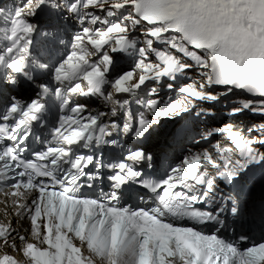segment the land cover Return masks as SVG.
<instances>
[{
  "label": "snow or ice",
  "instance_id": "6c2138e0",
  "mask_svg": "<svg viewBox=\"0 0 264 264\" xmlns=\"http://www.w3.org/2000/svg\"><path fill=\"white\" fill-rule=\"evenodd\" d=\"M45 5L64 7L85 25L74 38L73 55L55 68L61 71V65L65 61L71 64L73 58L83 61L77 79L87 81L88 88L81 95H104L102 89L108 83L115 94H134L147 88L149 98L135 101L143 110L133 122L121 125L112 120L113 131L122 128L128 139L143 141L161 118L182 113L214 117L216 104L227 109L229 117L249 113L259 117V122L247 127L246 140L231 126L211 128L200 136L198 145L226 132L230 141L241 145L240 152L226 155L232 149L215 142V154L190 151L166 179L153 181L140 170L154 163L151 152L143 148L130 150L121 162L109 164L95 155L74 154L72 144L62 149L63 155H48L53 146L35 155L44 163L25 159L29 128L22 118L37 101L24 105L12 99L0 113V185L12 189L14 215L30 218V231L39 246L11 224H0V242L8 244L15 236L11 246L20 251L17 242L24 245L22 255L29 258L28 264H264V242L242 246L246 234L232 242L222 238L228 230L264 228V200L248 202L247 210L243 207L247 190L256 183L264 186V0H23L17 14L28 25L26 31L34 33L36 27L28 17ZM138 29H142L143 46L129 35ZM44 35L51 37L54 51L59 37ZM31 44L29 40L28 58ZM109 45L110 52L105 51ZM128 48L139 53L135 69L140 74L137 77L127 71L109 82L106 74L113 66L112 54ZM97 53L98 61L90 62ZM152 54L159 62L150 61ZM35 63L40 69L47 68ZM7 68L5 83L10 85L27 71L26 63L21 67L9 62ZM193 72L198 79L193 78ZM165 85L177 89L179 97L164 100L160 89ZM72 88H80V84L74 83ZM236 90L247 95L238 97ZM111 98V94L105 96ZM115 103L123 108L128 101L117 99ZM200 103L206 107H198ZM75 107L84 128V139L79 142L87 145L85 141L93 139L89 125L97 126L106 113L84 116L85 107ZM110 115L117 117L115 107ZM101 128L106 136L113 135ZM95 142L97 146L109 143L103 138ZM205 162L212 166L213 174L202 167ZM41 164L48 168L41 169ZM136 184L139 190H134ZM178 184L181 190H177ZM225 187L230 191L225 192ZM17 189L36 195L24 203L16 195ZM148 193H153L154 199L143 203ZM137 199L139 204L126 206ZM228 216L233 217L231 222ZM185 219L195 223L177 225ZM0 264L16 262L6 255Z\"/></svg>",
  "mask_w": 264,
  "mask_h": 264
},
{
  "label": "bare ground",
  "instance_id": "6f19581e",
  "mask_svg": "<svg viewBox=\"0 0 264 264\" xmlns=\"http://www.w3.org/2000/svg\"><path fill=\"white\" fill-rule=\"evenodd\" d=\"M19 2L22 3L23 0H20ZM46 14L50 16L52 13L47 12ZM48 20H49L50 25H51L50 28H52V29H50L49 34L55 33L57 36H62V37H66L69 35V31H67V29H61L60 26H56L58 24L54 23L50 18H48ZM5 23L8 26V30H9L7 37H12L13 43L17 42L19 40L20 36H22L23 39L27 38V36H25V38H24V35H27L28 31H25L24 35H22V30L20 31V28L18 25H16L15 23H8V22H5ZM53 25H54V27H53ZM32 27H34V24L32 25ZM40 28H41V26H40ZM53 28H55V29H53ZM56 30H59V31H56ZM60 30H61V32H60ZM139 38H140V34H137V36H135L134 39L140 40ZM0 45L2 46V48H4L5 42H3L1 40ZM141 45H142V41H141ZM105 51H107V50L105 49ZM121 58H122V56L119 55L118 60H120ZM133 60H134V58H133ZM33 84H35V83L30 82L28 88H22V90L24 92L22 95L23 99H26L27 96L30 94L29 92L32 91L31 88H32ZM143 94L146 95L145 92H143ZM193 117H194V115L191 113L186 116V119L190 120V125L193 124L192 120H191ZM215 124H216V120L214 118L204 117V128H210V127L214 126ZM168 133L169 134L172 133V130H170ZM245 134H246V136H248V133H245ZM197 141H198L197 138L191 137L189 145L192 147H197V145H196ZM184 147H185V145L182 146V148H184ZM13 199L14 198L9 199L6 196L0 194V224H4L5 226L11 224L12 227L15 228L17 233H19L20 235H25L27 237L30 224L25 217H23V216L16 217L14 215V213L17 211V209L12 206V201L15 202ZM11 239H16V237L13 236ZM11 239L9 240L8 244L0 242V250L2 248H5L8 251H12L13 247L11 246ZM19 243L20 242L18 241L17 244H19Z\"/></svg>",
  "mask_w": 264,
  "mask_h": 264
},
{
  "label": "rangeland",
  "instance_id": "374dc122",
  "mask_svg": "<svg viewBox=\"0 0 264 264\" xmlns=\"http://www.w3.org/2000/svg\"><path fill=\"white\" fill-rule=\"evenodd\" d=\"M15 1H17V0H10L7 3L8 7L11 6V8H13L12 10L14 11V13H15V11H17V6H18V5L14 4ZM54 8H58V10L57 11L53 10V14L55 15V17H59L60 19H62L60 22V26H62V28H67L69 30L70 34H72V43H73L75 36L78 33L82 32L83 27L85 25L82 24L74 15H69L67 10L64 7L54 6ZM90 10H92V9H90ZM100 14L103 15V13H100ZM21 22H24V20L22 18L16 24L19 25ZM87 26L92 27V25H90V24ZM139 39L141 41L143 40L142 35H140ZM88 50L91 51L90 46H89ZM134 56H136V58L134 60L131 59V57L126 58V64L128 65V68L135 69L136 63H139L140 57H139V53H138L137 49L134 52ZM132 71L135 73V76H137V77L140 74L139 70H137V69L132 70ZM170 94L175 95V94H179V93L177 90V91L172 92ZM200 122L196 123L195 127L198 126Z\"/></svg>",
  "mask_w": 264,
  "mask_h": 264
}]
</instances>
